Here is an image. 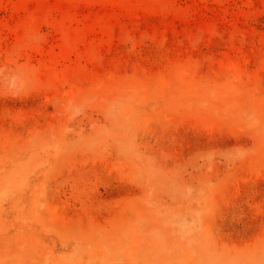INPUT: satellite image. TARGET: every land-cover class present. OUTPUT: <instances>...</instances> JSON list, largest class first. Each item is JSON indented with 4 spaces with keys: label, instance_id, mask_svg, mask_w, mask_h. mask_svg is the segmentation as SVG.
<instances>
[{
    "label": "rangeland",
    "instance_id": "obj_1",
    "mask_svg": "<svg viewBox=\"0 0 264 264\" xmlns=\"http://www.w3.org/2000/svg\"><path fill=\"white\" fill-rule=\"evenodd\" d=\"M0 264H264V0H0Z\"/></svg>",
    "mask_w": 264,
    "mask_h": 264
}]
</instances>
